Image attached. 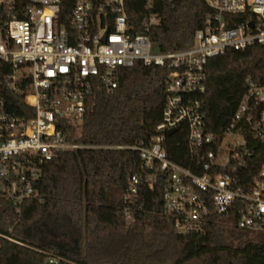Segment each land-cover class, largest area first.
I'll return each mask as SVG.
<instances>
[{
    "label": "built area",
    "instance_id": "obj_1",
    "mask_svg": "<svg viewBox=\"0 0 264 264\" xmlns=\"http://www.w3.org/2000/svg\"><path fill=\"white\" fill-rule=\"evenodd\" d=\"M204 1L215 15L194 44L163 54L154 53L147 35L129 32L125 0H73L66 20L63 0H0V194L15 211L35 195L39 166L83 148L66 139L65 127L82 122L95 86L112 92L119 71L141 62L170 71L162 120L151 146L114 148L139 152L150 173L146 185L153 196L161 185L164 212L178 234H201L220 215L264 235V162L257 164L264 159V85L248 81L218 133L207 130L202 105L211 58L264 45V0ZM237 15L248 18L237 23ZM19 95L23 115L13 109ZM178 128L187 133L189 167L171 162L165 148L168 132ZM139 184L137 175L128 179L125 200ZM59 262L49 256L45 264Z\"/></svg>",
    "mask_w": 264,
    "mask_h": 264
},
{
    "label": "trees",
    "instance_id": "obj_2",
    "mask_svg": "<svg viewBox=\"0 0 264 264\" xmlns=\"http://www.w3.org/2000/svg\"><path fill=\"white\" fill-rule=\"evenodd\" d=\"M73 6L63 0L62 20ZM125 7L129 32L147 35L163 54L192 46L215 15L204 0H125ZM247 18L234 17L237 23ZM169 80L167 68L138 62L119 71L112 92L95 86L82 122L65 127L66 139L83 148L39 166L35 195L18 211L0 194V264H45L49 256L59 264H264V235L239 230L234 217L212 215L201 234H178L164 212L161 185L154 196L146 185L150 173L139 152L114 148L151 146ZM248 81L264 85V45L229 49L208 61L202 105L209 132L226 128ZM13 109L23 115L20 95ZM165 148L171 162L189 167L186 130L168 136ZM133 175L139 190L125 200Z\"/></svg>",
    "mask_w": 264,
    "mask_h": 264
},
{
    "label": "water",
    "instance_id": "obj_3",
    "mask_svg": "<svg viewBox=\"0 0 264 264\" xmlns=\"http://www.w3.org/2000/svg\"><path fill=\"white\" fill-rule=\"evenodd\" d=\"M174 132H175L174 130L168 132V136H172L174 134Z\"/></svg>",
    "mask_w": 264,
    "mask_h": 264
},
{
    "label": "rangeland",
    "instance_id": "obj_4",
    "mask_svg": "<svg viewBox=\"0 0 264 264\" xmlns=\"http://www.w3.org/2000/svg\"><path fill=\"white\" fill-rule=\"evenodd\" d=\"M154 53H157V52L154 50Z\"/></svg>",
    "mask_w": 264,
    "mask_h": 264
}]
</instances>
